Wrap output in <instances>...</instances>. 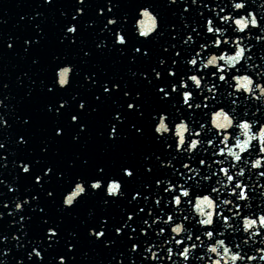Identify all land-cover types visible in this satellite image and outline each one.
Instances as JSON below:
<instances>
[{
    "label": "water",
    "instance_id": "1",
    "mask_svg": "<svg viewBox=\"0 0 264 264\" xmlns=\"http://www.w3.org/2000/svg\"><path fill=\"white\" fill-rule=\"evenodd\" d=\"M256 3L249 0L247 6L236 10V13L247 12L248 8L256 9ZM107 4L108 0H84L83 5L78 0H0V116L7 122L0 123V144L4 145L0 148V237H3L0 239V260L4 264H17L18 260H22V264H61L58 260L61 255L66 257L64 264H158V261L144 258V241H155L158 245L163 243L169 232L158 237L156 229L162 226L161 222L148 227L143 221L147 219L151 224L154 215L160 214L161 207L165 212L172 210L171 205L156 204L157 195L162 198L171 195L163 192L165 185H157L156 180L182 179L172 167L161 161L175 157L173 165L177 172H184L185 176H192L193 173L181 167L187 154L177 152L174 147H165L166 143L174 145V136L157 138L159 134L154 132L156 119L153 114L167 112L177 121L183 116L196 127L205 111L203 108L188 109L181 103L179 92L162 98L158 87L167 85L170 91L171 83L178 84L180 76L189 72L192 66L186 63V59L199 43L211 36L204 31L203 24L208 15L214 14L212 5H229L226 11L232 9L230 0H195V3L193 0H112L111 12L107 10ZM147 4L153 6L159 28L145 39L134 31L133 21L136 10ZM78 7H84V12L73 21L72 16ZM101 7L105 9L103 13L98 12ZM125 15L128 17L126 21L123 20ZM257 15L264 22V13L257 10ZM109 16L117 17V23L105 28ZM70 22L77 24L78 31L66 34L65 29ZM197 25L200 26L197 28L199 35L193 32L194 40L186 42L185 37ZM117 28L127 36L125 45L115 42ZM250 32L252 36L247 38V42L252 47L247 50L248 58H254L250 62L264 67V40L255 39L260 34L258 27L250 28ZM72 36L75 42H72ZM26 40L31 43H25ZM136 46L142 50L146 48L147 54L134 52ZM177 52L179 57L175 55ZM162 58L165 60L163 65L159 63ZM174 59L176 64H172ZM64 63H70L76 69L72 75L70 73V84L63 88L55 85L49 91L48 86L55 81V69ZM169 67L175 69V76L168 74ZM154 68L162 73L161 77L155 76ZM105 83L109 85L108 92L104 91ZM112 84H118L119 88H111ZM62 99L67 101L63 107L59 103ZM232 99L223 95L214 103L222 100L225 106H230ZM235 99L239 103L238 111L242 113L247 108L249 119L264 121V105L258 100L245 99V95L241 94ZM81 101L85 102L84 108L79 107ZM130 101L140 105V108L129 109L127 105ZM49 105H52L51 110ZM56 108H60L59 113ZM117 112L122 120L115 119ZM73 114L78 115V121L71 120ZM80 123L86 127L80 129ZM112 124L118 127V134L114 137L108 135ZM57 127L63 129L62 134L55 132ZM136 128H141L142 133ZM21 137H24L23 141ZM204 147H208L209 152L197 151L193 164L202 156L209 160L214 158L212 146ZM21 162L30 163L28 173L22 171ZM48 167L52 171L45 173ZM125 167L133 169L134 175H125L122 171ZM199 167L202 172L192 183L212 170L205 165ZM221 167H228V162L225 161ZM101 168L103 171H100ZM257 171L253 169L248 173L245 170L250 177L246 182L250 186L248 191L252 197L253 212L264 208V195L261 194L264 177L257 180ZM37 174L43 176L42 181L35 180ZM77 177L86 184L101 178L105 185L110 178H118L124 194L113 197L106 193L104 187L95 190L89 186L74 205H64L63 197L74 186ZM218 178L220 183L214 186L220 189V199H231V190L223 174ZM215 179L213 177L212 182ZM210 183L201 180L203 188ZM49 192L52 195H48ZM137 192L140 196H135ZM25 197L29 198L27 203L16 209L15 203L24 201ZM240 203L243 205L249 201ZM149 208L152 209L151 215ZM130 212L134 215L128 220ZM104 218L107 220L105 236L101 239L91 235L89 229L95 227L99 230ZM126 220L128 226L124 227L122 234L116 233L115 227L123 225ZM229 223L239 227L235 217ZM49 226L58 229V235L53 240L47 238L46 229ZM141 227L148 228L147 234L139 231ZM133 229L135 232L130 239L129 233ZM198 229L199 226H196L194 231L198 233ZM225 233L227 241L241 243L245 253L264 247L259 244L260 236L251 247L244 244L243 238L247 233L242 229L227 230ZM261 235H264V229ZM202 239L207 242V238ZM134 242L140 245L137 250L131 249ZM68 244L74 247L69 249ZM169 246L177 250L180 247L165 245L157 251L162 264L183 260L175 256L168 259L166 249ZM33 247L41 250L42 259L34 254L29 258L28 253ZM201 253H205V247L193 250L188 264L208 261L207 254L198 259ZM237 264L243 262L237 261ZM259 264H264V261H259Z\"/></svg>",
    "mask_w": 264,
    "mask_h": 264
},
{
    "label": "snow or ice",
    "instance_id": "2",
    "mask_svg": "<svg viewBox=\"0 0 264 264\" xmlns=\"http://www.w3.org/2000/svg\"><path fill=\"white\" fill-rule=\"evenodd\" d=\"M78 3L83 5L84 0H78ZM187 7V6H186ZM229 5L221 6L220 4L212 5V11L214 14H210L204 20L203 28L204 31L211 36L206 37L203 42L199 43L195 51L186 59V63L192 66L189 72L185 75H181L179 79V83L176 82L171 83V90H168L167 85H161L158 87V91L162 93V98L170 97L172 93L179 92L180 96L182 97L181 103L185 105L188 109H205L203 112V119L199 123L198 126L194 127L192 122H189L185 117L181 116L178 121H181L182 118L187 120L186 128H190L191 131L186 132L184 138H180L175 133V128L177 127V120H173L167 112H160L158 114H153L154 119H156V123L154 125V132L159 134L157 137L158 139L161 136L171 135L175 137L174 145L172 143H166V148H175L177 152L187 154V159L181 165V167L186 171L193 173L192 176H185L184 172H177L175 166L173 165V160L169 159L167 161H161L162 164L172 167L173 172L182 177V179L178 180H171L169 178H161L156 180V184L160 185L163 184L165 187L163 188V192L171 193L170 196L162 198L160 195L155 197V202L157 205H171L172 210L165 212L163 207L160 208V214L154 215L151 224L147 219L143 221V224L148 225V227H152V225L156 224V222H161L162 226L156 229V235L159 237L165 232H169V234L162 240L163 243H159L156 245L155 241L149 243L147 240L144 241L146 245L143 255L145 259L148 260H155L158 261V264H162L161 259L157 256V251L161 248H164L165 245H178L180 246L177 250L173 246H169L166 249L168 253L167 258L172 259L173 256L177 258H183V260H174L173 264H188L189 258L193 255V250L199 247H205V245H212L216 242L217 237L223 236L224 239L220 241L224 245L225 248L230 249L232 251H237L242 249L241 243L236 242H228L226 239V233L221 231V228L228 226L231 224L233 231H240L242 229L243 232L247 233L251 231V228L255 226L258 229L257 235H261V230L264 229V208L257 210L255 212L251 211V208L248 207V203L241 204V201L248 202L252 199L249 195V184L246 182V179H250L247 177L246 172L233 171L235 169H239L240 166L244 163L246 157H249L250 152H258L260 153L258 159L260 160L258 167V171L256 175L259 177H264V145H260L257 147H250L249 149L244 151V155H242L236 163L228 162V167H221L222 164L225 163V149L227 148L228 144L231 143V139L235 136V127L231 130L219 128L214 124L216 119V113L218 111L227 109V112L236 115L237 109L233 107L238 100L235 97L238 94L244 95V90H235L232 88V81L237 80L238 75L241 72L245 71V67L242 62L248 59L247 50L248 45L244 44V40L247 38L245 33L241 35V33H237L234 31V18L239 17L240 12L236 13L233 11L234 5L230 3V7L232 11H226V8ZM151 8V11L149 9ZM113 9L112 0H108L107 10L111 12ZM241 8L240 10H243ZM105 9L103 7L98 9V12L103 13ZM84 12V7H78L75 10V13L72 16V20L75 21L77 17ZM154 8L151 4L143 5L136 10V17L133 21L134 24V31L140 36L145 39L150 38L151 35H154L155 32L159 28V21L157 19V15L153 16ZM223 13V14H221ZM39 15V13H38ZM151 16L152 20L154 21L153 28L154 31L149 33L144 29L148 27V20L147 17ZM23 18V17H22ZM128 17L125 15L123 20H127ZM117 23V17L109 16L107 18V23L105 28L108 25H115ZM257 24L260 27H264V22L260 21L257 18ZM139 25V27H138ZM200 26L197 25L192 29V32H189L185 37L186 42H192L194 40L193 32H197V28ZM250 28H254L253 26H249L245 31L250 32ZM78 31L77 24L69 23L65 29L66 34H73ZM197 35L199 33L197 32ZM72 42H75V37H71ZM115 42L120 45H125L127 43V36L126 34L120 29L117 28L115 31ZM25 43H31V41L26 40ZM249 44V43H248ZM250 45V44H249ZM11 46V44L9 45ZM134 52L140 53L143 51L147 54L148 50L141 49L139 46L134 47ZM237 51L241 52V60L236 64L229 65L225 62L224 56L226 55H234ZM216 53H219L217 55ZM87 54V53H86ZM176 56H180V53L177 52ZM210 56H216L217 62L214 65H209L206 63L207 59ZM224 61L225 63H221ZM159 63L163 65L165 60L162 58L160 59ZM177 60H173L172 64H176ZM76 71L74 65L70 63H64L59 65L55 69V81L54 84L48 86V90L52 91L55 85L60 86L61 88L67 86L71 82V75ZM155 76L157 78L162 76V73L157 69H152ZM71 73V75H70ZM61 74H63V83L61 82ZM168 74L170 76H175L176 71L174 68H168ZM143 75L147 76V73H143ZM191 82V83H189ZM264 87V84L261 85ZM111 88H119L118 84H112ZM223 89V92L221 91ZM230 89V90H229ZM109 85L105 83L104 91L108 92ZM125 95H129V93L125 92ZM140 93L137 92L136 96L139 97ZM226 95L228 97H233L230 101V106H225L221 100L220 103H214L217 101L218 97H222ZM98 98V97H97ZM199 101V102H198ZM60 106L63 107L67 104V101L60 100ZM51 110L52 105L48 106ZM80 108L85 107V102L81 101L79 104ZM127 107L129 109L132 108H140V105L135 104L134 102H129ZM56 112H60V108H56ZM142 115V113H141ZM191 115V113H190ZM245 114H241L239 117V123H244L246 120L244 119ZM27 121V118H25ZM79 117L76 114L71 116L72 121H78ZM115 119L122 120L120 113L117 112L115 114ZM165 121L166 127L168 129L167 132H161L158 127L159 121ZM259 126L264 127V121H258ZM0 123H7L2 116H0ZM239 126V124L237 125ZM80 129H84L86 127L85 124H79ZM135 127V126H134ZM137 132L142 133L141 128H136ZM57 134H62L63 129L57 127L55 129ZM206 133L208 135H206ZM118 134V127L116 124H112L111 128L108 132L110 137H114ZM79 136V133L76 134V137ZM74 137V138H76ZM225 137H228V140H225ZM21 141L24 140V137L20 138ZM205 145L212 146V156L215 158L217 156L221 157V159H212L209 160L205 157H201L196 164H193L192 161L196 160L195 153L197 151H202L204 153L209 152L208 147H204ZM4 145L0 144V148ZM159 158V157H158ZM22 163V171L28 173L31 170L30 163ZM199 165H205L206 168L212 169L211 172L202 175L199 179H195V182L192 183L191 181L194 180L197 174L202 172V169ZM213 165H216L215 169ZM149 170H151L149 168ZM45 173H50L52 171L51 167L46 168ZM100 171H103L101 168ZM123 173L129 177L134 175V170L130 167L123 168ZM223 174L224 178L227 181V187L231 190V199H220L219 193L220 189L215 187V184H219V175ZM213 177H216L215 181H213ZM36 181H42L43 176L41 174H37L35 176ZM80 181L79 186L82 189L81 193H77L76 196L72 197L71 202H69L68 196L63 197V204L67 206L74 205L75 201L81 194L86 193L88 187L90 186L91 189L99 190L101 187L105 188V191L110 196H117L123 195V186L121 180L118 178H110L105 185L101 178H95L86 184L84 180L80 177H77L76 182ZM201 180L211 182L207 188H203L201 185ZM74 183V185L76 184ZM116 185V190H111V185ZM72 191H75V187H72ZM48 195H52L51 192ZM68 195L71 196V192H68ZM204 195H208L211 199L214 200V208H213V216L210 222H205L206 217L202 218L201 215H197L192 211L195 207V203L198 199L202 198ZM135 196H140V193H135ZM28 197H25L24 201H17L15 203L16 209H21L25 203L28 201ZM35 199V197H33ZM233 204L234 207H227L228 205ZM247 210V211H246ZM139 211H143V209H139ZM149 214H152V209H148ZM230 213L231 215H228ZM2 215V214H0ZM133 213H128V220L133 218ZM199 218H196V217ZM237 218V222L239 227H234L233 223H229L232 218ZM23 220L24 217H21ZM250 219L253 221V225H250L248 229H244L241 225L243 220ZM217 220H219V225L217 224ZM47 223V220L44 221ZM107 220L106 218L103 219L102 223L99 226V230L95 227L89 229V233L97 238H103L106 234L105 232V224ZM181 225L183 230L181 232H176L175 228L177 225ZM127 225V220L124 222L123 225L115 227V232L118 234H122L123 229ZM167 226V227H165ZM199 226L198 233L194 231V228ZM23 227V225H21ZM49 240H53L58 235V229L55 226H49L46 229ZM141 233L147 234L148 228L141 227L139 229ZM129 233V238H133V233ZM193 237H195V241H193ZM203 238H207V242H205ZM247 237V236H245ZM3 239V237H0ZM112 241H105V243H111ZM199 242V243H197ZM69 249L73 248L74 245L68 244ZM140 247L138 242H134L131 244L132 250H137ZM155 247V250L153 248ZM213 254L216 253V249L213 247L210 249ZM150 253V255H149ZM35 255V257L42 259V252L39 248L33 247L31 252L28 253L29 258ZM238 257L242 255V253L237 252ZM204 256H199L198 259H203ZM209 257V256H208ZM244 259H247L245 256ZM58 260L61 264H64L66 257L61 255L58 257ZM135 264V262H133ZM208 264H225L223 259L217 260L214 256L209 257Z\"/></svg>",
    "mask_w": 264,
    "mask_h": 264
},
{
    "label": "clouds",
    "instance_id": "3",
    "mask_svg": "<svg viewBox=\"0 0 264 264\" xmlns=\"http://www.w3.org/2000/svg\"><path fill=\"white\" fill-rule=\"evenodd\" d=\"M173 2H175V0H173ZM193 2L195 3V0H193ZM248 2L249 0H230V3L234 5L233 11L245 8ZM252 2L256 3V0H252ZM257 10H259L260 13H264V0H259V2L256 3V9L248 8L247 12L240 11L239 17L234 18V31L237 33H245V36L249 38L252 36V33L246 32L245 30L249 26H253L254 28L258 27L260 34L256 35L255 39L257 41L264 40V27H260L257 24ZM147 20L148 27L144 30L151 33V31L155 30L153 28L154 21L152 20L151 16H148ZM247 38L244 40V44L248 45V48L250 49L252 45L248 44ZM250 59L254 58H248L244 60L245 71L238 75L237 80L232 81V88L235 90L243 89L245 93V99L254 98L264 105V87H261V85L264 84V79H261V77H264V67H259L257 64L250 62ZM224 60L229 65L236 64L241 60V52L237 51L234 55H226L224 56ZM216 62V56H210L206 61V63L209 65H214ZM61 82L63 83V74H61ZM238 104L239 103L237 102L235 105H233V107L237 109L235 116H233L232 113L227 112V109H224L216 113V119L214 121V124L219 128L232 129L235 127V136L231 139V143H229L227 148L224 150L226 153L225 160L231 162H236L242 156L244 151L250 147L264 145V127L259 126L258 120L248 118L249 113L247 108H245L242 113L238 111ZM256 111H259V109H256ZM241 114H245L244 119L246 122L244 123H239V117ZM253 115H255V112ZM186 124L187 120L184 118H182L181 121H177L175 133L180 138H184L186 132L191 131L190 128H186ZM238 124L239 126H237ZM158 127L161 132L168 131L166 122L163 120L159 121ZM225 140L227 141L228 137H225ZM253 142H255V144ZM259 155L260 153L258 152H250L249 157L245 158L244 163L239 168V171L244 172L247 170L248 173H251L253 169L258 170L257 166L260 163V160L258 159ZM256 179H259L258 175L256 176ZM79 184L80 181L78 180L74 185L75 191H72V188L68 191L71 192V196L68 195V192L65 194V196H68L69 202H71L73 196H76L77 193L82 192ZM111 190H116L115 184L111 185ZM261 194L264 195V188L261 189ZM251 201L252 199L249 201L248 207L253 209V204ZM213 208L214 200L208 195H204L202 198L196 201L195 207L192 209V211L198 215H201L202 218L206 217L205 222L207 223L212 219ZM250 225H253V221L250 219H245L243 220L241 226L244 229H248ZM182 230L183 228L179 224L175 228L176 232H181ZM227 230L233 231L231 224L222 228V232H226ZM257 232L258 229L253 226L251 231L248 232L247 237L243 238V243L248 244L249 247H251V245L257 243V237L260 236L259 244L264 245V235H257ZM222 239H224V237H217L214 244L205 245V253H201L200 255L204 256L207 254L209 257L213 256V252L210 251V249L214 247L216 249L215 258L217 260L223 259L225 264H237V261L243 262V264H254V262L259 264V261H264V247H256L254 251L250 253H245L243 248L237 251H232L225 248L224 245L220 243ZM237 252L242 253V255L238 257ZM245 255H247V259L243 258ZM257 257H259V261H257ZM0 264H4V262L0 260ZM17 264H22V260H18ZM204 264H208V261H204Z\"/></svg>",
    "mask_w": 264,
    "mask_h": 264
}]
</instances>
